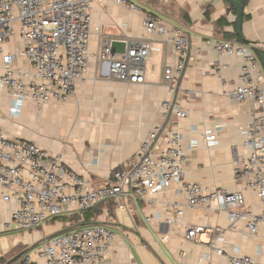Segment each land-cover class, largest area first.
<instances>
[{"label":"crops","instance_id":"1","mask_svg":"<svg viewBox=\"0 0 264 264\" xmlns=\"http://www.w3.org/2000/svg\"><path fill=\"white\" fill-rule=\"evenodd\" d=\"M128 1L139 11L131 12L109 0L91 3L88 71L85 81L76 86L67 102L37 106L28 101L21 114L11 118V100L0 88V131L52 154H62L65 168L85 176L98 189L107 184L111 172L137 159L139 146L152 127L164 125L182 135L187 182L228 192L241 191L243 188L233 182L231 150L235 148L240 158L247 155L239 128L250 123L255 107L250 101L237 102L226 96L239 85L242 63L235 55H218L213 44L232 42L253 53L263 73L261 86L264 88V70L259 58L264 55V0H247L243 7V14L248 17L242 21L247 44L235 40L236 14L224 0ZM147 17L162 21L168 32L181 30L190 43L189 58L174 98L188 116L174 126L172 118L163 122L160 106L169 98L162 86L164 67L174 64L177 57L166 44V35L146 33L143 23ZM221 19L225 23L219 24ZM107 40L125 42L127 47L129 42L148 40L158 49L150 52L144 64L143 84L119 83L106 78L105 66L98 56ZM20 48L21 43L14 37L2 46V53L14 54ZM254 50L260 54L256 55ZM15 65L26 67L27 62L21 57ZM216 128H221L217 146L207 149L200 136ZM193 141L195 145H191ZM1 193L0 187V258L24 251L62 229L59 223L52 226L48 223L43 229L31 232L6 228L13 206L2 201ZM244 198L246 205L258 214L260 205L256 195L244 192ZM110 202L101 207L97 217V222L108 226L114 234V248L103 264H227L224 257L216 256L209 247L213 237L210 228L229 227L226 213L217 210L215 205L211 210L185 208L176 224L174 212L166 207L172 203L184 206L186 200L183 194L176 193L175 185L145 200ZM189 226L206 229L194 240L186 241L183 231ZM20 234L25 235L24 241ZM222 248L225 254L238 249L242 255L264 264V225L254 238L247 237L243 222L238 223L235 231L227 232ZM23 257L13 264H20Z\"/></svg>","mask_w":264,"mask_h":264},{"label":"built area","instance_id":"2","mask_svg":"<svg viewBox=\"0 0 264 264\" xmlns=\"http://www.w3.org/2000/svg\"><path fill=\"white\" fill-rule=\"evenodd\" d=\"M104 0H0V88L11 100L9 116L17 118L25 102L37 106L61 104L69 100L78 84L85 81L88 71L89 41L91 37V3ZM131 12L138 7L128 0H109ZM147 34L166 37L177 60L163 70L162 86L168 99L160 106L163 122L176 125L186 119L188 112L181 109L174 98L179 90L190 43L179 29L168 32L162 21L147 17L143 23ZM17 37L21 48L14 54H3L2 46ZM103 43L99 54L110 81L143 84L144 64L151 51H158L147 41L129 42L123 55L110 53V43ZM218 55H235L241 59L239 85L226 93L237 102L250 101L255 109L251 121L240 127L247 155L240 158L231 150L233 182L243 189L228 192L221 188H208L185 180L186 151L178 132L164 125L152 127L139 146L137 159L125 163L111 172L105 186L94 189L85 176L65 168L62 154H52L29 141L6 136L0 131V187L4 203L12 204L6 228L21 232L43 229L53 219L92 210L109 200H145L165 193L176 186L183 194L184 206L167 205L174 212L176 224L184 209L202 208L225 212L228 229L210 228L213 237L210 250L224 257L227 264H262L242 255L238 249L225 254L222 245L229 231L238 223L245 224L247 237H258L264 225V88L263 73L258 60L244 46L232 42H215ZM27 65H15L18 58ZM222 66L221 68H223ZM219 69V67H215ZM221 128L206 130L201 139L207 149L217 146ZM193 141L191 145H195ZM244 192L256 195L260 212L255 214L246 205ZM151 221V217L147 218ZM170 223L169 220H167ZM203 226L185 227L183 239L194 240L205 231ZM114 248V234L101 225L72 230L50 238L34 254L26 255L20 264H103Z\"/></svg>","mask_w":264,"mask_h":264},{"label":"water","instance_id":"3","mask_svg":"<svg viewBox=\"0 0 264 264\" xmlns=\"http://www.w3.org/2000/svg\"><path fill=\"white\" fill-rule=\"evenodd\" d=\"M224 1L233 8V10L236 14V20H235L236 21V35L242 41H245L243 34H242L243 6L237 0H224ZM126 49H127V44L125 42L113 41L110 43V53L112 55H114V54L123 55L125 53ZM259 58L261 61L262 68L264 70V55H260ZM96 225H100V223L74 224L72 226H68V227H65L63 229H60L59 231L42 238L41 240H39L38 242H36L32 246L28 247L23 252L17 254L15 257L10 259L6 264H13L15 261H17L18 259H20L24 255H26L28 252H30L31 250H33L34 248H36L37 246L42 244L45 240H48L50 238H53V237H56V236H59L62 234H65L67 232H70V231L78 229V228L88 227V226H96Z\"/></svg>","mask_w":264,"mask_h":264},{"label":"trees","instance_id":"4","mask_svg":"<svg viewBox=\"0 0 264 264\" xmlns=\"http://www.w3.org/2000/svg\"><path fill=\"white\" fill-rule=\"evenodd\" d=\"M243 7H245L247 5V0H237ZM228 8L230 11H233V8L227 4ZM206 13H208V10L206 11ZM235 13V12H234ZM248 19L247 16H245L243 14V21ZM219 24L225 23L224 19L219 20L218 22ZM233 27L236 29V23L233 24ZM236 34V33H235ZM235 40L240 43V44H247L248 42L246 41H242L237 35L235 36ZM256 55H259L260 52L257 50H254ZM260 56V55H259ZM112 200L106 201L102 204H100L99 206H97L96 208L86 211V212H82V213H78V214H73V215H69V216H63V217H59L56 219L51 220L48 223L54 224V223H59L61 225V228H65L68 226H72L74 224H87V223H98L97 222V217L100 215L101 213V207L106 205V204H110L112 202H110ZM47 223V224H48ZM23 250H19L18 253L22 252ZM17 252L13 255H9L6 257H2L0 258V264H6L12 257H14L15 255L18 254Z\"/></svg>","mask_w":264,"mask_h":264},{"label":"rangeland","instance_id":"5","mask_svg":"<svg viewBox=\"0 0 264 264\" xmlns=\"http://www.w3.org/2000/svg\"><path fill=\"white\" fill-rule=\"evenodd\" d=\"M54 224H56V223H54ZM53 224H51V226H52ZM103 228H105V229H107V230H110L109 228H108V226H106V225H101ZM81 229V228H80ZM76 230V229H75ZM111 232L113 231V230H110ZM113 233V232H112ZM39 234V233H38ZM20 236H22V239H23V241L25 240V235H23V234H20ZM42 246H43V243L42 244H40L39 246H37L36 248H34L33 250H31L30 252H28L26 255H32V254H34L35 252H37L39 249H41L42 248ZM25 257V256H24ZM24 257L22 258V260L24 259ZM21 260V261H22Z\"/></svg>","mask_w":264,"mask_h":264}]
</instances>
